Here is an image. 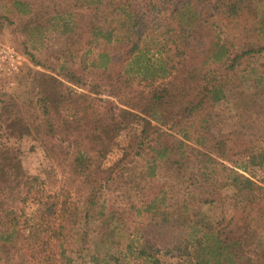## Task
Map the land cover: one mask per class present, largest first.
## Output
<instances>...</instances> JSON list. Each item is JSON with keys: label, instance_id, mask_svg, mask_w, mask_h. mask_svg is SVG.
I'll return each mask as SVG.
<instances>
[{"label": "trees", "instance_id": "16d2710c", "mask_svg": "<svg viewBox=\"0 0 264 264\" xmlns=\"http://www.w3.org/2000/svg\"><path fill=\"white\" fill-rule=\"evenodd\" d=\"M34 4L7 2L69 45L58 70L32 79L28 116L13 97L0 100V264H239L234 218L224 224L193 205L228 189L260 203L264 191L247 174L264 169V148L241 170L227 164L226 141L205 133L242 63L264 53L252 0H67L47 26ZM28 139L52 163L56 191L24 177ZM201 181L210 190L196 194ZM29 204L40 208L32 218Z\"/></svg>", "mask_w": 264, "mask_h": 264}, {"label": "rangeland", "instance_id": "374dc122", "mask_svg": "<svg viewBox=\"0 0 264 264\" xmlns=\"http://www.w3.org/2000/svg\"><path fill=\"white\" fill-rule=\"evenodd\" d=\"M31 1L35 2L36 17L39 16L47 26L49 16H53L60 5L65 6L67 0ZM7 2L8 0H0V5H5L0 8V100H6L8 95L13 97L20 104L17 109L28 116L26 103L36 93L32 79L37 73L52 74V67L58 70L62 61H56V57L61 56L68 48L69 42L58 31L48 27L38 29V24L30 17L9 10ZM252 3L258 10L257 24L262 27L264 0H252ZM242 33L243 36L247 34ZM34 60L44 63L46 68L37 66ZM21 79L23 84L19 83ZM235 79L238 87L227 89V98L215 106L211 120L205 124V133L208 138L225 140L229 158L227 164L237 162L242 170L240 166L247 165L249 154L264 148V53L245 60ZM154 128L155 124L148 126L149 130ZM132 134V129L121 134L106 166L114 164L121 157V149L127 145ZM21 148L20 162L28 183L46 181L50 185L47 190L56 191L60 183L51 186L54 180L48 178L47 172L53 165L41 144L28 139ZM247 166L248 176L260 182L264 179V169ZM58 180L60 182L61 179ZM197 186L196 194L210 190V184L202 181ZM261 186L264 188V184ZM222 194L221 199L213 205L194 204L193 207L214 220L225 218L224 224L234 218L231 228L235 231L233 240L238 242L234 251L240 257L239 264H264L261 260L264 250V191L258 199L260 203H250L230 189ZM174 199L183 202V194H177ZM178 202L173 201L172 204L179 206ZM39 209L37 205L29 204L26 213L32 218ZM95 240L97 239L93 237V241ZM95 254L101 256L102 251L98 249ZM91 264L101 263L92 261Z\"/></svg>", "mask_w": 264, "mask_h": 264}]
</instances>
